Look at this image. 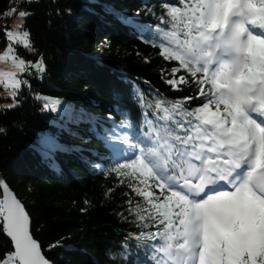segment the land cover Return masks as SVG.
I'll return each instance as SVG.
<instances>
[{"label": "snow or ice", "instance_id": "obj_1", "mask_svg": "<svg viewBox=\"0 0 264 264\" xmlns=\"http://www.w3.org/2000/svg\"><path fill=\"white\" fill-rule=\"evenodd\" d=\"M16 2L25 7L0 14V98L8 101L0 115L33 100L46 127L33 130L30 148L44 166L64 175L57 158L63 153L114 178L105 196L121 189L115 214L134 231L105 255L121 264H264V0H161L159 14L149 7L158 23L135 27L170 65L159 74L173 95L146 92L129 79L127 93L114 90L116 106L107 117L33 87L49 80L50 71L27 26L34 13L26 6L40 0ZM71 11L57 8L55 16ZM48 16L52 26L53 13ZM112 71L125 79L124 65ZM49 90L61 89L50 84ZM129 100L138 109L135 118ZM15 127L23 130L25 123ZM9 134L0 124V137ZM92 138L103 153L73 142ZM0 234V264H56L54 249L82 251L61 241L45 245L41 226L3 176Z\"/></svg>", "mask_w": 264, "mask_h": 264}, {"label": "trees", "instance_id": "obj_2", "mask_svg": "<svg viewBox=\"0 0 264 264\" xmlns=\"http://www.w3.org/2000/svg\"><path fill=\"white\" fill-rule=\"evenodd\" d=\"M66 6L71 7V15L55 16L57 8L62 11ZM13 7L23 8L25 5H18L16 0H0V14ZM26 7L34 13L28 18L27 26L31 29L35 46L46 54L50 70L49 80L32 82L38 91L83 105L101 117H107L110 108L116 106L115 89L124 93L129 91L131 84L126 82L129 79L146 92L152 87L165 95H173L159 74L162 67L170 65L157 56V46L144 42L135 27L137 23L153 26L158 23L148 8L159 14L161 0H40L38 4ZM107 8L114 11H106ZM49 11L53 13L52 26L48 24ZM117 13L132 17L134 23H124ZM106 41H111L110 46ZM0 48L4 50L2 43ZM25 58L34 57L25 51ZM120 65L126 68L123 81L119 73L112 71ZM50 84L61 90L50 91ZM0 100V104L8 102L4 98ZM128 103L135 118L138 109L130 100ZM113 115L120 119L115 113ZM18 121L25 123L23 130L15 127ZM0 124L10 129L6 138L0 137V176L7 180L25 202L36 224L41 226L40 239L45 245L61 241L82 250L66 253L62 248L54 249L52 258L56 264H94V260L99 264H121L117 257L110 259L105 253L118 248L124 235L134 229L122 223L115 214L124 199L119 194L121 189L117 188L112 197L105 196L106 190L115 186L114 178L93 174L75 156L63 153H57V158L64 175H57L44 166L30 148L36 139L33 130L46 127L42 114L31 99L26 100L19 110L12 109L7 115H0ZM49 130L56 131L55 128ZM85 136L87 138V133ZM61 140L66 142L67 137L62 136ZM73 142L85 149L105 151L95 138L91 142L86 139ZM64 237L69 239L64 240ZM4 243L3 234H0V246Z\"/></svg>", "mask_w": 264, "mask_h": 264}, {"label": "rangeland", "instance_id": "obj_3", "mask_svg": "<svg viewBox=\"0 0 264 264\" xmlns=\"http://www.w3.org/2000/svg\"><path fill=\"white\" fill-rule=\"evenodd\" d=\"M2 17H0V22H2ZM13 20L15 19V16L12 18ZM9 23L11 24V21H9ZM3 48H0V51H3L2 50ZM0 91H3V87L2 86H0ZM1 99V98H0ZM0 103H1V100H0Z\"/></svg>", "mask_w": 264, "mask_h": 264}]
</instances>
